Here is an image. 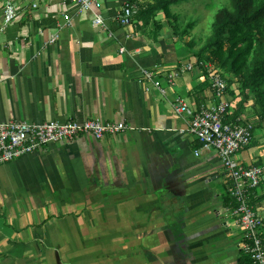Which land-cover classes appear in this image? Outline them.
Listing matches in <instances>:
<instances>
[{
  "label": "crops",
  "instance_id": "obj_1",
  "mask_svg": "<svg viewBox=\"0 0 264 264\" xmlns=\"http://www.w3.org/2000/svg\"><path fill=\"white\" fill-rule=\"evenodd\" d=\"M7 1L18 18L6 27ZM34 1L0 0V120L100 118L129 129L0 164V264H249L229 174L216 151L197 152L184 132L191 117L174 113L180 98L193 110L217 103L205 72L172 83L191 60L170 45L165 26L120 25L131 0L95 8L105 28L71 3ZM148 70L160 85L144 77ZM236 96L230 120L240 113ZM253 134L238 158L264 166L260 119ZM252 198L264 216V181Z\"/></svg>",
  "mask_w": 264,
  "mask_h": 264
},
{
  "label": "built area",
  "instance_id": "obj_2",
  "mask_svg": "<svg viewBox=\"0 0 264 264\" xmlns=\"http://www.w3.org/2000/svg\"><path fill=\"white\" fill-rule=\"evenodd\" d=\"M71 3L77 11L94 12L93 22L100 27H106L101 10L104 0H60ZM38 0L33 2V8L38 7ZM97 12V13H96ZM139 12L137 1H129L118 14V22L125 27L134 26V19ZM18 18L16 5L7 1L4 6V24L9 26ZM59 36L51 38L50 44L56 42ZM125 49L121 48L123 52ZM195 68L208 70L206 77L210 88L218 101L215 104L205 103L193 110L183 99H178L174 105L176 115L187 114L191 122L184 131L200 143L201 150H214L218 153L224 168L229 174L231 187L229 197L234 208L233 216L243 233V251L248 255L250 264H264V216L251 202L254 190L264 181V166L243 165L238 155L247 149L253 140L254 124L245 117L228 119L232 108L233 96L230 94L227 76L216 67L214 62L200 63L194 61L182 63L169 75L170 81ZM144 77L156 86L160 81L155 80L152 71H144ZM233 89V87H230ZM129 129L123 121H104L100 118L83 121L69 120L66 122L46 121L32 123L25 120H0V164L9 163L23 156L35 153L52 144L74 141L80 137L104 140ZM197 153V154H198Z\"/></svg>",
  "mask_w": 264,
  "mask_h": 264
},
{
  "label": "trees",
  "instance_id": "obj_3",
  "mask_svg": "<svg viewBox=\"0 0 264 264\" xmlns=\"http://www.w3.org/2000/svg\"><path fill=\"white\" fill-rule=\"evenodd\" d=\"M134 1L139 4V12L134 23L140 20L145 27L153 24L154 29L159 32L164 24L157 20L154 13H151L152 10L160 8L169 20L173 15L172 5H178L182 0ZM226 42L230 43V46L229 54L224 60L220 51ZM213 56L220 60L223 58L222 62H218L219 60H215ZM248 58H251L248 65L241 63L237 66L239 61H246ZM192 61L195 66L200 63L214 62L224 75L227 72L243 73L247 91L245 98L248 99L249 93H253L256 102L259 103L258 113L264 119V0H230L229 7L222 8L216 13L212 35L206 46ZM204 72L207 74L208 70L204 68ZM206 81L209 84L207 78ZM228 82L231 87V82L229 80ZM230 87V94L233 96V90ZM241 110L243 111L240 106V113ZM239 114H236L234 119L240 117ZM252 123L255 130V122ZM252 200L253 198H251L253 203Z\"/></svg>",
  "mask_w": 264,
  "mask_h": 264
},
{
  "label": "rangeland",
  "instance_id": "obj_4",
  "mask_svg": "<svg viewBox=\"0 0 264 264\" xmlns=\"http://www.w3.org/2000/svg\"><path fill=\"white\" fill-rule=\"evenodd\" d=\"M229 6L230 0H182L178 5H172L171 11L173 15L169 20L166 19L160 8L153 9L151 13H154L157 20H162L163 27L165 26L167 30V40L175 48L176 52L182 55L181 59L192 61L210 39L216 13L220 9ZM229 46L230 43L226 42L220 51V55L224 60L229 54ZM213 57H215V60L218 59L219 61H217L220 63L223 60V58L220 60L216 56ZM250 59L239 61L237 66L241 65V63L248 65ZM226 75L233 87L232 93L234 95L237 94L236 103H238V107L241 106L242 109L248 108L249 110L247 113L248 116L250 115L248 120L256 122L260 119L264 122V119L258 113L259 103L256 102L253 93H249L248 99L245 98L247 91L243 73L227 72Z\"/></svg>",
  "mask_w": 264,
  "mask_h": 264
}]
</instances>
